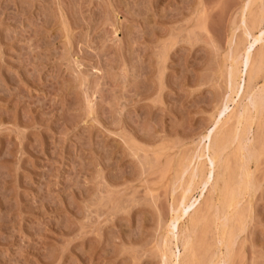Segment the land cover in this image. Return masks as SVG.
<instances>
[{
    "label": "rangeland",
    "instance_id": "374dc122",
    "mask_svg": "<svg viewBox=\"0 0 264 264\" xmlns=\"http://www.w3.org/2000/svg\"><path fill=\"white\" fill-rule=\"evenodd\" d=\"M259 16L264 0H0V264H164L173 207L192 171L209 169L205 136L217 120L234 131L246 93L264 98ZM243 18L263 39L250 51L258 77L237 80L236 97ZM261 104L254 155L226 151L228 183H250L228 264H264ZM210 187L193 185L202 212ZM206 220L195 258L229 259L221 221Z\"/></svg>",
    "mask_w": 264,
    "mask_h": 264
},
{
    "label": "bare ground",
    "instance_id": "6f19581e",
    "mask_svg": "<svg viewBox=\"0 0 264 264\" xmlns=\"http://www.w3.org/2000/svg\"><path fill=\"white\" fill-rule=\"evenodd\" d=\"M248 8L249 7L246 6V7H244V10H246ZM243 12L244 11H242V13ZM247 12H248V10H247ZM242 17H244V16H242ZM259 17L263 18V16H259ZM242 22H243L242 25H244V28H245V33H246L245 35L248 37H251L252 40H251L250 44H248L249 48H246L245 50H243L244 53H242L243 54L242 58H239L240 54H238L239 57L235 56V58L232 59L233 60V63L231 62L232 67L230 70H228L229 71L228 80H230L229 84H230V88L232 91L231 94L233 93V94H235V96H236L238 88H239V83H237V80L242 79L244 74H245V76L248 75V80L249 79L252 80L256 74L255 66H252L253 64L251 65V58L253 56L251 57L252 54L250 51H251V48L255 44L260 43V41H262V39H263V38L261 39L262 32L258 36L252 35L253 33H251L252 32L251 30H255L257 28L254 26L255 29H253L254 27H252L251 25L248 24V22L246 21V18H243ZM259 22H258V24H259ZM257 27H259V26H257ZM263 56H260V58ZM261 59H262L261 61H263V58H261ZM232 60H230V61H232ZM253 61L254 60H252V62ZM262 64H264V63H262ZM259 69H261L260 64H259ZM262 69H263V67H262ZM258 72H259V70H258ZM262 72H264V71H262ZM255 77L257 78L258 76H255ZM260 89H262V92L264 91V88L260 87ZM260 89H258V90H260ZM249 91H250V89H249ZM252 91H250V93L248 92L250 95L248 93H246L251 98L249 104H245L244 106H241L242 108H241V111H239V112L236 110L238 114L235 113L237 116H235L236 122L234 123V125L236 124V126L234 127L235 129L233 132L232 131L230 132L227 130L225 131L224 127H223L225 125L221 126L220 122H218V120H217V122H215L213 129H211V131L205 136V139L208 141V145L204 147V150H203V153L201 156L203 157V156H206V154H208V157H207L208 162L207 163L209 164L208 165L209 169H207L206 171H204L201 168H196L193 171L191 170L192 174H191V176H189L190 177V180H188L189 183L184 184L187 186H186V188H184L183 193L181 192L182 193L181 199L177 203L176 207L175 206H174L175 208L173 207L174 210H173L172 214H174V217L172 218V221L170 220L171 221L170 226L168 225V227H170V230H169L170 236H168L169 239H167L168 238L167 237L166 242L163 243L164 248L166 249V252L163 250V252H162L163 254L161 253L163 255L162 258L164 257V262H163L164 264H199V259L197 260V258H195L196 253H194V250H193V249H195V247L193 248L195 231H196V228L202 222H204L206 220V214H209V213L214 214V224H216V221H219V223L221 221V223L219 225H216V228L218 227L216 229V234L218 233L216 239H218V241H219V243L217 242V244H220V246L219 245H217V246H219L220 248L223 249V253L226 251L225 252L226 254L229 250H232V248L234 247L233 246V242H234L233 237L235 235H234V231L230 232V230L232 231L231 228H233V226L235 225V221L237 223L239 221V219L243 218L240 216V213H237V211L235 212L234 210H237L236 207L240 204V201H241L240 199L242 198V195H244L243 193L246 190H249L247 188L250 185V183L247 184L246 181H242V183H234V182H231V184L228 183L229 179L226 176V172L228 171L227 170L228 169V161L226 159V151L228 149H230L234 143L235 144L237 143V145H238L239 149H241V151L242 150H244L243 152L247 151V152H245L246 154H243L242 156L254 155V153H255L254 149L250 150L249 146H246V145H248L247 144L248 143L247 136H248V132L251 129L252 124L254 123V121L256 119H258L257 117H259L260 104L262 102V99H264V98H262L260 95H258V94H260V92H258L257 90L256 91L258 92V94H256L257 92L256 93L254 92V94H253ZM246 94H245V96H247ZM248 96H247V99L249 98ZM261 106H262V104H261ZM228 130H230V129H228ZM247 148H248V150H247ZM243 160H242V162H243ZM246 160H248V159L245 158V160H244L245 162L242 163V164H245L244 165L245 168H246ZM207 163H205V164H207ZM242 164H241V167L243 166ZM244 166L241 169L240 175L246 174V176L245 175L244 176L247 177V171L245 173L242 171V170H244L243 169ZM188 167H189V165H188ZM184 170H185V168H184ZM185 172H186V170H185ZM182 173H183V170H182ZM248 176H250V175H248ZM250 179H252V178H250ZM250 179L247 182H250L251 181ZM243 180H245V179H243ZM246 180H247V178H246ZM195 182L196 183L200 182V186L203 187V189H205L207 185L211 186L210 188H211L212 192L215 194V197L212 195L214 198H212L207 205V208H206L207 213L202 212V210L200 211L196 206L197 200L196 199L193 200V198L191 197V193H193L192 192L193 191V185ZM238 182H240V181L238 180ZM243 182H245L246 184H244ZM232 183H234L233 186H232ZM251 186H253V184ZM203 191L204 190H202V192ZM248 192L249 193L251 192V188H250V191H248ZM238 216H239V218H238ZM207 217H208V215H207ZM211 221H213V218ZM239 223L242 224L243 219L240 220ZM239 223H237V224H239ZM180 225H181V231L179 233L178 230H179ZM230 233L233 234L234 236L233 237L230 236ZM173 241H175V243H173ZM171 246L174 247L175 250L176 249L179 250L181 248L180 250L182 252L179 250V253L177 255ZM229 252H230V254H232L231 251H229ZM220 253H219V255L216 256L218 259L220 256L222 259L223 255H221ZM230 254L229 255L227 254L229 259H225V258H227L225 255H224L225 258L224 257L223 258L226 261L227 260L230 261V257H231ZM216 257H215V259H217ZM215 259L213 260L214 261L213 263H211V262L210 263L214 264L216 262ZM224 259L222 260V262H218V263L216 262V264H222L223 262H225V264H226V261ZM229 261H227V264L230 263ZM202 262H204V261H202ZM210 263H208V264H210Z\"/></svg>",
    "mask_w": 264,
    "mask_h": 264
}]
</instances>
